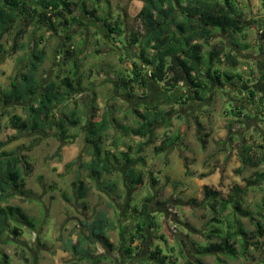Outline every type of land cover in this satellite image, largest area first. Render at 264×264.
Wrapping results in <instances>:
<instances>
[{"label":"rangeland","instance_id":"374dc122","mask_svg":"<svg viewBox=\"0 0 264 264\" xmlns=\"http://www.w3.org/2000/svg\"><path fill=\"white\" fill-rule=\"evenodd\" d=\"M74 1L78 5L73 15L80 23H74L69 33L53 32L32 24L18 41L26 46L24 51L14 50L12 35H6L1 41L4 49L0 55L1 88L9 87L14 75L24 68L26 54L33 48L44 49L46 53L37 73L42 82L59 81L69 75L72 64L70 60L65 61L63 52L68 48L80 52L77 60L83 82L81 92L68 103L69 108L77 109L82 125L69 131L75 138L67 143L54 138L53 129L39 134H16L9 128L7 117L2 119L0 138L10 141L4 150L24 155L32 166L31 174L25 176L22 182V190L27 194H17L9 204L20 207L35 223V229L21 228L22 234L18 237L8 233L6 243L0 242V254L6 256L8 264L71 263L75 259L65 252L64 243L76 240L77 231L84 229L81 223L91 221L99 212H105L114 222L113 228L106 233L112 245L111 252L107 254L114 260L124 258L123 249L135 233V210H140L144 198L151 197L147 214L153 216L154 230L152 233L147 231V241L141 243L138 240L131 245L134 254L140 251L135 264H158V259L162 257H165L164 264H185L187 260L198 264L197 258L203 264H264L259 246L257 250L251 249L245 257H230L224 253L200 256L195 249L207 244L206 235L212 217L206 202H203V186L226 195L236 184L245 188L246 181H252L256 171L264 170V163L258 161L263 151L259 146L264 145V102L258 107L248 102L241 91L244 81L249 84L256 81V62L264 60V40L260 37V33H264V0H235L241 13V26L247 23L246 27L230 36L218 33L212 44L223 40L227 51L238 57L239 64L233 69L226 64L219 66L223 73L232 75V80L221 79V86L213 83L211 95L206 93L201 101L194 98L185 85L166 92L153 81L150 71H146L145 89L134 86L129 91H115L112 87L115 74L129 72L131 61H136L139 50L130 46L119 34L115 36L116 40L107 39L113 35L106 31L104 22L89 19L84 14V6L88 10L95 9L96 16L105 18L107 22L117 19L124 24L127 34L140 29L135 17L143 1L99 0L98 4L92 0ZM65 35L71 39L66 40ZM231 40L237 46H233ZM245 44L247 48L244 49L242 46ZM259 47L263 50L260 51ZM138 64L141 69L144 67ZM237 75L240 77L237 78ZM216 87L217 90H214ZM185 95H188L186 101ZM153 105L166 111L175 110L172 126L170 129H157L154 144L136 153L143 139L126 130L137 126L134 110L141 113L145 106ZM230 106L239 107L250 118L231 115L228 112ZM106 111L111 125L102 135V144L115 171L103 176L97 184L88 179L78 165L87 163L91 158L90 150L84 143L86 120L89 117L98 122ZM13 112L22 113L20 107L10 110V113ZM166 137L175 142L173 148L155 154L152 147L160 145ZM243 147H249V156L255 167L241 163ZM121 153H126L135 162L134 171L142 177V183L131 190L123 182L127 167L123 165ZM71 162L73 164L69 165ZM77 172L88 188L85 204L78 199L75 191ZM111 181L117 183L116 190L104 193L102 185ZM263 204L264 181L249 187L243 195L244 209L250 210L254 216ZM262 211L264 213V209ZM241 223L249 231L253 229L246 218H241ZM217 240L211 238L209 241ZM235 247L239 251V245ZM89 248L94 260L105 253L99 243ZM157 249L160 253L150 260V253ZM87 263L86 260L81 262ZM98 264H110V261L101 259Z\"/></svg>","mask_w":264,"mask_h":264},{"label":"trees","instance_id":"16d2710c","mask_svg":"<svg viewBox=\"0 0 264 264\" xmlns=\"http://www.w3.org/2000/svg\"><path fill=\"white\" fill-rule=\"evenodd\" d=\"M92 1L99 3V0ZM142 1L143 5L135 17L140 29L127 34L124 31V24L117 19L111 23L107 22L105 18L96 16L95 9L88 10L84 6V14L93 21L104 22L106 31L114 36V38L109 36L107 39L116 40L115 36L119 34L130 46L139 50L136 61H131L129 72L115 74L116 79L112 81L115 91H129L134 86L145 89L146 71H150L153 81L161 85L166 92L185 85L193 93V97L201 101L206 93L211 95L210 89L213 83L221 86V79L232 80V75L223 73L219 66L226 64L233 69L239 64V59L235 54L227 51L228 47L223 40H219L216 44H212V40L218 33H227L230 36L240 33L246 27L247 23L241 26V13L235 5V0ZM77 5L78 3L74 0H0V55L4 52L1 41L6 35H12L14 50L24 51L26 46L18 41L32 24L53 32L60 30L63 34L69 33L74 23H80V20L73 15ZM260 37L264 40L263 32L260 33ZM65 38L71 39L68 35H65ZM231 44L237 46L233 40ZM242 47L245 49L247 45ZM207 48L210 49L206 50ZM259 49L263 50L261 47ZM63 53L65 61H71L72 70L69 71V75L59 81L42 82L38 78L37 73L45 61L46 53L44 49L33 48L26 54L24 68L14 75L9 87H0V135L2 119L6 116L9 128L16 134H39L53 129V136L59 142L67 143L69 139L71 141L75 138L74 135L69 134V131L79 128L82 125V119L77 109L69 108L68 103L82 90L83 79L79 73L80 65L77 60L80 52H74L73 49L68 48ZM122 59V57L119 58L120 61ZM138 63L144 66L143 70ZM214 65L218 67L215 66V68ZM256 66L258 68L256 81L250 84L244 81L241 91L248 102L260 107V104L264 102V60L258 59ZM214 90H217V87ZM186 100L188 95L184 96V101ZM17 107H20L21 114L10 113L11 109ZM230 107L228 112L231 115L241 119L242 117L250 118V115L244 114L239 107ZM133 114L137 117V126L126 132L143 139L136 149V153H140L144 147L154 144L157 129H170L175 110L166 111L155 105L145 106L141 113L136 109ZM110 125L111 118L107 111L101 115L98 122H93V119L90 120L89 117L86 120L84 143L90 150L91 158L87 163L79 164L78 167L85 171L88 179L97 184L101 182L103 176L115 171L114 164L110 162L102 144V135L110 128ZM262 137L264 143V134ZM201 141L204 144V140L201 139ZM9 142L0 138V242L2 243H6L5 238L8 237V233L18 237L22 234L21 228H27L30 231L35 229V223L20 207L9 204L11 198L17 194L22 196L27 194L22 190V182L24 177L32 172V166L24 155L16 151L4 150ZM174 144L170 137H166L160 145L152 147L153 152L161 154L169 151ZM259 147L263 151L258 161L264 163V145ZM243 149L240 153L241 163L243 166L255 167L256 164L249 156V147H243ZM120 156L124 161L123 165L127 167L123 182L125 187L131 190L142 183V177L135 173V162L130 160L126 153H121ZM263 181L264 170L256 171L254 179L246 181L245 188L236 184L226 195L219 190L203 186V202H206L212 217L210 229L206 235L207 244L195 247L198 255L224 253L230 257L236 255L245 257L251 249L257 250L258 246L264 255V213L262 211L264 204L257 208L256 216L243 207L245 191L259 182L263 184ZM74 185L78 199L85 204L84 199L88 188L78 172ZM97 188L100 187L97 185ZM116 188L117 183L113 181L102 185L104 193L114 192ZM149 202L151 197L144 198L140 210H135L137 212L135 233L131 235L129 245L123 249L125 256L123 260L111 259L107 254L111 252L112 245L106 233L113 228L114 222L105 212H99L91 221L81 223L84 229L77 231L74 242L67 240L64 243L65 252H69L75 259L67 264H81L83 260L88 261L87 264H98L101 259H109L110 264H135L140 251L134 254L131 245L134 241H145L146 228L153 227V216L147 214ZM241 218H246L253 226L251 231L242 225ZM211 238L218 240L211 242L209 241ZM94 243H99L105 250L104 255L96 257V260L92 258L89 248ZM236 245H239V251ZM159 253V249L151 252L149 259L154 260ZM0 255H2L0 264H8L6 256ZM164 262L165 257L158 259V264H164ZM197 263L203 264L198 258ZM185 264L194 263L187 260Z\"/></svg>","mask_w":264,"mask_h":264},{"label":"flooded vegetation","instance_id":"af4514ba","mask_svg":"<svg viewBox=\"0 0 264 264\" xmlns=\"http://www.w3.org/2000/svg\"><path fill=\"white\" fill-rule=\"evenodd\" d=\"M153 106H155V105H153ZM149 107V106H148ZM257 113V112H256ZM255 114V113H254ZM150 203V202H149ZM148 206H149V204H148ZM154 230V227H151V228H146V236H147V239L145 240V241H147L148 239H149V236H148V234H147V231H149L150 233H152V231ZM150 235V234H149ZM130 241H131V238L129 239V243H130ZM145 241H142L141 243H143V242H145ZM135 242V241H134ZM133 242V243H134ZM129 243H128V245H129ZM110 256V255H109ZM121 259L123 260V257H121Z\"/></svg>","mask_w":264,"mask_h":264}]
</instances>
